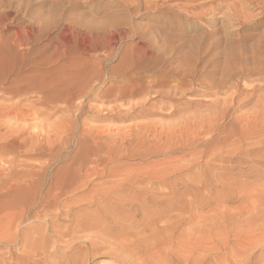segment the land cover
Masks as SVG:
<instances>
[{
	"label": "bare ground",
	"instance_id": "bare-ground-1",
	"mask_svg": "<svg viewBox=\"0 0 264 264\" xmlns=\"http://www.w3.org/2000/svg\"><path fill=\"white\" fill-rule=\"evenodd\" d=\"M117 1L135 12L143 7L157 18L143 25L148 29L141 35L134 34L132 23L124 27L122 21L115 27L120 21L115 17L112 22L108 15L102 17L114 27L108 18L109 23L94 19L81 26L70 21L63 25L61 37L64 43L76 40L82 54L100 53L102 64L119 54L117 42L132 38L129 49H124L136 59L135 66L146 59L152 67L168 68H155L161 72L152 77L147 71L143 81L138 78L128 88L105 90L101 98H121L130 104L129 99L143 95L125 112L119 110L123 114L116 118L139 119L159 106L172 121L130 123L116 131L81 126L86 130L82 128L76 138L79 115L73 112L80 109L78 104L63 108L72 112L66 119L39 122L41 127L52 126V134L3 124L4 117L22 118L29 107L20 100L1 104L0 264H90L104 258L106 264H264V99L253 94L258 99L250 105L253 112L248 108L250 114L233 117L231 112L241 80L264 71V0H235L238 3L227 10L215 0L196 7L179 2L176 8L182 9L184 20L175 19L178 10H164V2L170 0ZM189 19L193 23H187ZM241 30L250 34H240ZM14 33L20 45L30 38L27 28L23 36ZM125 52L121 55L129 57ZM101 63L97 70H103ZM20 82L5 88L3 98L22 94ZM42 90L36 101L44 108L31 113L41 117L49 114V107L61 108L46 88L47 93ZM151 94L158 100L149 102ZM195 94L198 99L183 101ZM229 118H234L232 124L221 129ZM71 144L75 151L68 159ZM64 160L70 161L55 167ZM252 162L258 166L252 167ZM213 187L221 191L214 188L216 195H211ZM249 187L256 190L248 192Z\"/></svg>",
	"mask_w": 264,
	"mask_h": 264
},
{
	"label": "rangeland",
	"instance_id": "rangeland-1",
	"mask_svg": "<svg viewBox=\"0 0 264 264\" xmlns=\"http://www.w3.org/2000/svg\"><path fill=\"white\" fill-rule=\"evenodd\" d=\"M77 1H80V0H77ZM205 1L206 0H170V1L164 2L163 8H164V10L169 8V9H171V11L174 10V12L176 10H178V11H176L178 14L175 15V17H178V16L179 17L175 18L174 16H172V18L174 17L176 20L177 19L178 20L179 19L184 20V18L181 16V14H179L182 11V9L176 8L177 4L179 2L180 3L182 2L183 4H185V3L189 4L190 7H196L200 3L205 2ZM232 1L235 3H233ZM236 1L235 0H215L214 4H218L220 6L223 5V7L225 9L226 8L229 9L231 7V5L238 3ZM83 2L80 1L79 3L78 2H76V3H74V2L73 3H64L62 5H59V4H55L52 0H12V1L11 0H0V57L2 56L0 58V77H1L0 78V105L1 104H7V103L9 104L10 102L12 103V100H14V102L15 101L19 102V100H20V104H22V103L27 104L29 107V111H25V116L23 115L24 117L22 116V118L17 119V120L14 118H9V117H6V119H5V117H4V120L2 119L3 120L2 123L4 121L7 122V123H5V122L3 123L6 125H9L11 123V125L13 127H18L17 125L28 126L30 128V131H32L35 128L33 130L35 132L39 131L38 129L40 128V129L44 130L45 133H46V131H48V133H46V134H52L53 133L51 131L52 126L47 127L46 126L47 123L52 124V123L58 121V119H61V118L66 119L67 117H70L72 115V112L70 110L68 111V110L63 109V108H67L68 106H70L72 104L73 105H77V104L80 105V109H78L77 112L76 111L73 112L76 115V117L79 115L78 118L76 119V121L78 123L77 127L75 128L76 130L74 129V136L76 138H77V135H80L82 133L81 129L83 127H81V126H84L85 128H87L90 125L91 126L94 125V128H96V127L98 128L100 126L99 128H101V129L105 128V130H115L116 131L119 129L123 130L124 126L127 127V124H130V123L133 124L134 123V125H137V123H140L142 121L144 123H148L149 121L150 122L153 121L152 123L161 124V125H163V124L166 125V123L171 122L172 119L165 115V113L167 111L164 109H161L162 107H159V106L150 108V110L144 112V113H148V114L143 115L145 117H142V118L140 116L139 119L134 118V119H128V120H119L118 118H116L119 116V114L122 113L121 111L127 110L129 108L128 105H131L132 103L134 105V103L136 104V102L139 103V101L143 100V98H144L143 95H136L137 97L134 96V97H132L133 99L132 98H131V100L129 99V101L131 102L130 104L126 100H125V102H127L128 104L125 103L124 99H121V98H119V99L118 98L112 99L110 97H102L101 98V95L104 93L105 90L114 91L118 88H125V87L128 88L129 84H131L132 81L137 80L138 78L141 79V81H143L142 76L145 78V75H146L145 72H147V71H149V73L147 72L148 77H152V75L155 76V73H156V75L157 74L160 75V72L163 71L165 69V67L168 68L166 64L159 65L158 67H152L148 60L146 62L145 61L146 59L145 60L143 59L144 62L141 61L140 62L141 65L138 63L140 66H138L136 64V66H138L137 67L138 69H137L136 66L134 65V62L136 59H134L130 55L129 52H127V53L125 52V49L126 50L129 49V48L127 49L126 47H129V44L131 43L132 38H130V37L123 39L122 42L119 41L116 43L115 48L119 45L118 48H116V50L118 49L117 52L119 53L118 54L119 56L116 54V56H114L113 58L111 57L108 60H103L104 62L103 61L102 62L104 64H102L101 59H99V58H102V55L100 53L93 54V55H92V53L91 54L86 53V55L82 54L80 51H78L79 47H76V45L78 46V43L76 40L73 39V41H71L70 43H64V39L61 37V29L66 22H70V21L77 22L80 26L83 23L87 24L88 22H86V21H88V20H89V22L90 21L93 22L94 19H95V22H97V23H98V21L100 23V20H102V19L106 22L108 17L104 18L102 16H107V15L109 16V18L112 22L116 19L115 17H117V19H118V20H116V22L120 21V22H118V24L114 25L113 23H111V21L108 18V21H110V24L112 26L113 25L115 27H116V25L120 26L124 22L123 25L126 24V26H124V27L132 26L133 27L132 30L135 32L134 34L141 35L142 33L144 34V32L146 31L145 29H148V28H146L148 26V24L155 21V18H157V13L147 14V13H145L143 7H141V10H139V12H135L133 10H132L133 11L132 12L131 11L132 8L131 7L127 8V6L123 3V1H117V4H116V0H103V1L102 0H89V1L83 0ZM149 2H152V1L149 0ZM160 3H161V1L158 4H160ZM165 7H166V9H165ZM124 11L126 12V14L127 13L128 14L125 15ZM111 13H113V15H111ZM6 14H8V15H6ZM96 15L98 17L101 15V17H99L100 19ZM75 17H77V18H75ZM112 17H113V19H112ZM119 17L121 18L120 20H119ZM29 19H30V21H29ZM108 21L106 23H109ZM95 22H93V23H95ZM186 22L187 23L188 22L193 23V22H191V19H189ZM221 22H222V20L219 19L218 24L219 23L221 24ZM101 23H103V21H101ZM27 24H29V25H27ZM146 24H147V26H146ZM128 25H130V26H128ZM136 25H137V29H135ZM143 25H145L146 27H144ZM138 27L139 28L141 27L140 30L142 31V29H143V32L139 31ZM25 28H27L29 30L30 38L26 44L20 45V44L15 42V35H14L15 33L14 32L23 36V35H25ZM136 30L139 32H137ZM242 33L245 35L250 34V32H242V30H241L240 34H242ZM175 34H177V32ZM183 34H185L186 36H192V33H190V32H184ZM136 35H134L133 40H134ZM247 42L251 43L252 40H248ZM120 47H121V49H119ZM122 50L126 54L129 53L128 54L129 57H127L126 55H123L124 56L123 57L121 55ZM4 56L7 58H5ZM100 63L104 66V68H103L104 71L99 70V69H98L99 71L97 70V68H100V66L97 67L98 64H100ZM147 63H149L148 67L144 66V64L147 65ZM131 65H132V67H131ZM164 65H166V66H164ZM176 65H177V63H174L169 67H173ZM125 66H127V67H125ZM149 66H150V69H149ZM160 66H162V67H160ZM111 68H112V70H114L113 72L110 71ZM151 68H152V70H151ZM155 68H157V69L160 68L161 71L158 70V72H156L157 69H155ZM145 69H146V71H144ZM100 71H102V73ZM143 74H145V75H143ZM259 74L260 75H250L249 77L247 76L248 78L245 77V78H243L244 80L243 79L241 80L242 82H240V87H239L240 90H239V92H237L235 94V98H234L235 100H233V103H232L233 104L232 109L234 111L232 110L231 112H232V115L234 114L233 117L243 116V114L245 115V112H247V114H250L251 112H253V105L250 107V105L253 104L252 101H256L255 98L258 99V96H261L262 100L264 99V97H263L264 96V89H263L264 88V80L262 81L261 79H259V78L264 79V76H262V75H264V71H262ZM137 75L140 76L141 78L138 77ZM257 76L259 77L258 79H257ZM98 77L99 78L101 77V79L99 81L96 80V78H98ZM14 78L16 79V81L13 82V80H15ZM170 78H173V77L171 76ZM255 78L257 80H255ZM18 80H20L22 83H24V85H22V86H26L28 88L24 89L26 87H21V82ZM253 81H255V83H257V86H255V88L256 87L259 88V89L256 88V90L258 92L255 90V88H252V86L254 85ZM10 82H12V83H10ZM17 82H20V84L19 83L18 84L20 85L19 87L21 90H23V91L27 90L28 91V92L25 91L27 93V95L25 94V92L22 91L20 93H22L23 95L20 93H19L20 95L15 94L16 97L14 95V99L13 98H9V99L3 98V97H5L4 93L8 91V90H6V89H8L7 87H10V88L17 87L18 86ZM37 82H39V83H37ZM261 82H263L262 83L263 85H261ZM9 83L12 85L9 86L10 85ZM13 83H15V84H13ZM242 83H244V84H242ZM75 84L76 85L78 84V85L76 86ZM38 86H40L39 87L40 90H42L41 87H44L42 90L43 92L44 91L46 92V90H47V92H48V93L46 92L47 95H49V97L52 99L53 102H55V104L57 103L58 106L61 107L60 108L61 110L49 107L48 108L49 110L46 109V110H48L47 112L49 114L46 111L44 113V114L47 113L48 114L47 116L41 117V115H38V114H34V115L31 114V113H36L37 107H38V109L44 108V107H42L43 105H41V104H40L41 106H37L39 104V102H37L36 100H37L38 96L42 95L41 93L39 94L40 90L38 88H36ZM242 87H243L244 91L242 90ZM45 88H46V90H45ZM28 89L31 91H29ZM4 90H6V91H4ZM51 90H52V92H51ZM71 90H72V93H71ZM87 90H90L91 92H89ZM241 90H242V92H240ZM251 90H253V91H251ZM259 90H261V91L259 92ZM85 91H86L87 95H86ZM49 92H51V93H49ZM252 92H254V93H252ZM53 93H54V95H53ZM73 93H74V95H73ZM240 93L241 94L245 93L246 95L244 96L242 94V98H241V96L240 97L238 96ZM259 93L261 95H258L257 97H255V95L259 94ZM24 94H25V96H24ZM95 94H96V96H95ZM253 94H255V95H253ZM236 96H237L238 100H236ZM149 97H151L149 102L158 100V97L156 98V96L154 97L152 94ZM198 98H199V95H197V94L189 95L188 97L184 98L183 101H185L187 99L190 101H193V100H196ZM239 98L240 99L244 98V100H242V101L245 102L246 104H244L242 101H240ZM250 99H251V101H249ZM203 100H206V98H203ZM7 101H9V102H7ZM33 101H34V104H32ZM234 101H236L237 103ZM29 102H30V104H28ZM165 104H168V103L165 102ZM236 104H238V105H236ZM29 105H31V107ZM91 106H93V107L97 106L99 109L101 106V109L99 111V109L93 108V107L91 108ZM115 106L118 107V109ZM237 106L240 107V110H239V107H237ZM249 107L252 108L251 109L252 111L250 109H248ZM94 109L95 110L97 109V110L95 111ZM194 109H195L194 106L191 109H188L190 111L187 110L186 114L192 112V110H194ZM108 110H110V111H108ZM119 110H121V111L119 112ZM123 112H125V111H123ZM77 113H78V115H77ZM29 116H31V117H29ZM36 116H38V117H36ZM39 116H40V118H39ZM45 117H46V119H45ZM232 119H234V118H232ZM232 119L229 118L228 120L223 121L222 122L223 127H221V129L226 128V125L230 126L233 122ZM41 121H44L46 123V125L41 127L40 126ZM46 121H49V122H46ZM35 122H37V123H35ZM135 122H136V124H135ZM160 122H162V123H160ZM163 122H165V123H163ZM82 123L84 125H81ZM42 124H43V122H42ZM129 126H131V125H129ZM158 126H160V125H158ZM132 127H133V125H132ZM89 128H91V127H89ZM84 130H86V129H84ZM87 130H88V128H87ZM44 131H42V132H44ZM216 134L219 135V133H216ZM216 134L214 136L219 137ZM73 150H74V146L71 144L70 148L68 150L69 152H67L68 153V159H71L72 156H74ZM74 154H75V152H74ZM69 161L70 160H66V162H65V160L63 162L59 161L60 163L59 162L55 163V167L65 165L64 163L67 164ZM252 163L255 164V166L251 165L252 167L258 166L256 164V162H252ZM130 164H132V162ZM246 167H243L242 169H244V171H245ZM214 188L216 189L217 187H213L210 189L211 195H214L216 193V191H221L220 188H217L218 190L216 189V191ZM254 188L255 187L252 188L253 192H254V190H256V188L255 189ZM250 190H251V187H249L248 192ZM222 192H223V190H222ZM235 204L236 203H234V205ZM205 211L206 210H203V212H205ZM98 260L101 261V264H104V263L106 264L108 262L104 258L101 260L97 259L96 261L95 260L91 261L90 264H93L94 262H95L94 264H96L97 262H98L97 264H99L100 262ZM62 264H65V263H62Z\"/></svg>",
	"mask_w": 264,
	"mask_h": 264
}]
</instances>
